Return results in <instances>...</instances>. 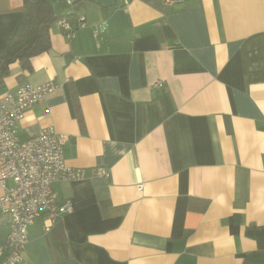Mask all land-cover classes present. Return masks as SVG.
I'll list each match as a JSON object with an SVG mask.
<instances>
[{
    "label": "crops",
    "instance_id": "obj_1",
    "mask_svg": "<svg viewBox=\"0 0 264 264\" xmlns=\"http://www.w3.org/2000/svg\"><path fill=\"white\" fill-rule=\"evenodd\" d=\"M26 1L0 0V50ZM59 14L70 37L52 23L31 73L0 71V96L60 82L17 136L53 128L83 173L52 185L72 210L35 219L20 264H264V0H92ZM9 221L0 212V264Z\"/></svg>",
    "mask_w": 264,
    "mask_h": 264
},
{
    "label": "built area",
    "instance_id": "obj_2",
    "mask_svg": "<svg viewBox=\"0 0 264 264\" xmlns=\"http://www.w3.org/2000/svg\"><path fill=\"white\" fill-rule=\"evenodd\" d=\"M70 10L92 0H56ZM178 0H162L171 6ZM58 27L68 37L72 35L69 24L61 19ZM85 25V18H78V27ZM160 86V83H156ZM60 86L57 80L44 85L22 84L13 92L0 96V212L10 217L7 236V255L2 264H20L28 241V228L35 219L45 215L50 225L71 212L70 203L59 204L52 185L83 179L81 170L65 164L63 157L67 136L46 128L36 137L20 141L17 136L25 113L40 100L54 93ZM95 176L107 177L106 171L97 169ZM11 181L12 186L6 187ZM46 227V231L49 229Z\"/></svg>",
    "mask_w": 264,
    "mask_h": 264
},
{
    "label": "trees",
    "instance_id": "obj_3",
    "mask_svg": "<svg viewBox=\"0 0 264 264\" xmlns=\"http://www.w3.org/2000/svg\"><path fill=\"white\" fill-rule=\"evenodd\" d=\"M52 0H27L20 25L12 39L0 50V71L8 74V67L18 63L23 71L32 72L30 60L51 49L49 29L62 18L54 14ZM71 33L73 31L71 30ZM23 84V83H22Z\"/></svg>",
    "mask_w": 264,
    "mask_h": 264
},
{
    "label": "water",
    "instance_id": "obj_4",
    "mask_svg": "<svg viewBox=\"0 0 264 264\" xmlns=\"http://www.w3.org/2000/svg\"><path fill=\"white\" fill-rule=\"evenodd\" d=\"M63 7V4L62 3H60L58 6H56L55 7V14L57 15L58 13H59V11H60V9Z\"/></svg>",
    "mask_w": 264,
    "mask_h": 264
}]
</instances>
